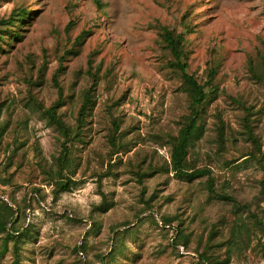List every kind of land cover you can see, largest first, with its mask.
I'll return each mask as SVG.
<instances>
[{
  "label": "rangeland",
  "instance_id": "374dc122",
  "mask_svg": "<svg viewBox=\"0 0 264 264\" xmlns=\"http://www.w3.org/2000/svg\"><path fill=\"white\" fill-rule=\"evenodd\" d=\"M20 9L0 24V264H264V0H0V20ZM162 27L206 91L192 179Z\"/></svg>",
  "mask_w": 264,
  "mask_h": 264
},
{
  "label": "trees",
  "instance_id": "16d2710c",
  "mask_svg": "<svg viewBox=\"0 0 264 264\" xmlns=\"http://www.w3.org/2000/svg\"><path fill=\"white\" fill-rule=\"evenodd\" d=\"M27 10L20 9L18 12H12L10 17L7 19H1L0 24H17L18 21L24 19V14ZM162 34L164 37V41L167 47L171 50L174 58L176 59V63L181 71V76L183 78V83L185 86L186 92L190 96L191 100V112L186 118L185 124L181 127L179 133L172 137L171 140V163L173 169L181 176H184L188 179L195 178L197 176H201L206 174L205 169H193L188 170L186 168V157L188 152L189 142L195 132L199 129L197 125V119L199 117V107L204 102L206 98V91L202 84H200L192 74L187 71L186 62L183 61V47H182V35L181 33L174 34L173 31L168 29L167 27H162ZM88 102H90L89 97L86 96V100L83 102L80 108V120L81 117H84L86 114V110L88 108ZM56 106V105H55ZM54 107H50L48 111L50 112V116L54 117ZM63 127V132L68 134V130ZM116 128V123H115ZM251 133V130H250ZM64 185L63 188H65ZM14 211L12 210V206L5 200H0V231L6 230V225L11 221ZM13 232H8L7 235H12Z\"/></svg>",
  "mask_w": 264,
  "mask_h": 264
}]
</instances>
